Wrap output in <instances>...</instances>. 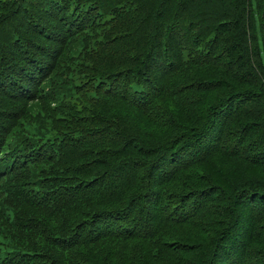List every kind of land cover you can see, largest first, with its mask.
<instances>
[{"label": "trees", "instance_id": "16d2710c", "mask_svg": "<svg viewBox=\"0 0 264 264\" xmlns=\"http://www.w3.org/2000/svg\"><path fill=\"white\" fill-rule=\"evenodd\" d=\"M0 264H264V0H0Z\"/></svg>", "mask_w": 264, "mask_h": 264}]
</instances>
